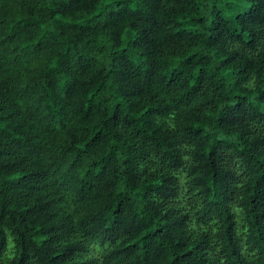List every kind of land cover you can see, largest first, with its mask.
Returning <instances> with one entry per match:
<instances>
[{
  "label": "trees",
  "instance_id": "16d2710c",
  "mask_svg": "<svg viewBox=\"0 0 264 264\" xmlns=\"http://www.w3.org/2000/svg\"><path fill=\"white\" fill-rule=\"evenodd\" d=\"M0 264H264V0H0Z\"/></svg>",
  "mask_w": 264,
  "mask_h": 264
}]
</instances>
